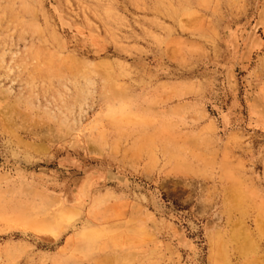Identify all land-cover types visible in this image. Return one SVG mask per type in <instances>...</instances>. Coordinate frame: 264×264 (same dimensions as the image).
I'll return each mask as SVG.
<instances>
[{"label": "rangeland", "instance_id": "obj_1", "mask_svg": "<svg viewBox=\"0 0 264 264\" xmlns=\"http://www.w3.org/2000/svg\"><path fill=\"white\" fill-rule=\"evenodd\" d=\"M0 264H264V0H0Z\"/></svg>", "mask_w": 264, "mask_h": 264}, {"label": "bare ground", "instance_id": "obj_2", "mask_svg": "<svg viewBox=\"0 0 264 264\" xmlns=\"http://www.w3.org/2000/svg\"><path fill=\"white\" fill-rule=\"evenodd\" d=\"M236 237V236H235ZM238 239V238H237ZM233 240H235L234 238H233ZM238 241V240H237ZM242 243V242H241ZM219 246H220V244H219ZM239 249V248H238Z\"/></svg>", "mask_w": 264, "mask_h": 264}]
</instances>
